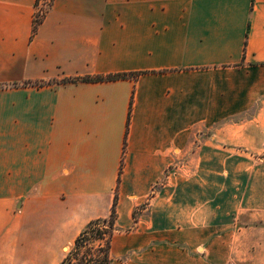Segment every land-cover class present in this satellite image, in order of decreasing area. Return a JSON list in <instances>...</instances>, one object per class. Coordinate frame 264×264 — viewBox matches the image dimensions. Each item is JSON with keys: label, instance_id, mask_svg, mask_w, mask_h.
Masks as SVG:
<instances>
[{"label": "crops", "instance_id": "obj_1", "mask_svg": "<svg viewBox=\"0 0 264 264\" xmlns=\"http://www.w3.org/2000/svg\"><path fill=\"white\" fill-rule=\"evenodd\" d=\"M38 2L0 0V264L115 200L110 264H264V0Z\"/></svg>", "mask_w": 264, "mask_h": 264}, {"label": "trees", "instance_id": "obj_2", "mask_svg": "<svg viewBox=\"0 0 264 264\" xmlns=\"http://www.w3.org/2000/svg\"><path fill=\"white\" fill-rule=\"evenodd\" d=\"M43 18L35 16L34 29L36 32ZM138 74L119 73L109 76H95L66 79L63 82H103L120 79L137 78ZM34 85H42V82H33ZM115 200L111 216L107 219L91 221L87 227L76 238L74 247L66 255L61 264H110L111 238L115 232L116 206ZM98 242L96 246H89L90 243Z\"/></svg>", "mask_w": 264, "mask_h": 264}, {"label": "rangeland", "instance_id": "obj_3", "mask_svg": "<svg viewBox=\"0 0 264 264\" xmlns=\"http://www.w3.org/2000/svg\"><path fill=\"white\" fill-rule=\"evenodd\" d=\"M52 0H47V4L49 5L50 4V2H51ZM44 14H45V10L44 9H42L40 12H38L37 13V15L36 16H38L39 18H43L44 17ZM96 246V245H98V242H91L90 244H89V246ZM74 247V244L69 248V249H67V251H66V254H68L70 251H71V249Z\"/></svg>", "mask_w": 264, "mask_h": 264}, {"label": "built area", "instance_id": "obj_4", "mask_svg": "<svg viewBox=\"0 0 264 264\" xmlns=\"http://www.w3.org/2000/svg\"><path fill=\"white\" fill-rule=\"evenodd\" d=\"M47 3H48L47 0H39V2L37 4L39 6V10L37 11V13L40 12L42 9L46 10V8L50 5V4L48 5ZM37 13H36V15H37Z\"/></svg>", "mask_w": 264, "mask_h": 264}]
</instances>
